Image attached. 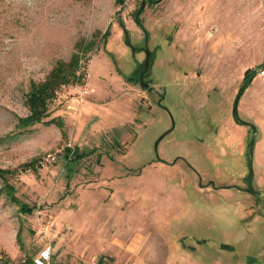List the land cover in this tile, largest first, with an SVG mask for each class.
<instances>
[{
    "label": "rangeland",
    "instance_id": "obj_1",
    "mask_svg": "<svg viewBox=\"0 0 264 264\" xmlns=\"http://www.w3.org/2000/svg\"><path fill=\"white\" fill-rule=\"evenodd\" d=\"M89 42L84 80L19 130L32 82ZM263 64L264 0H0L2 259L264 264ZM255 69L236 108L253 137L232 112Z\"/></svg>",
    "mask_w": 264,
    "mask_h": 264
},
{
    "label": "trees",
    "instance_id": "obj_2",
    "mask_svg": "<svg viewBox=\"0 0 264 264\" xmlns=\"http://www.w3.org/2000/svg\"><path fill=\"white\" fill-rule=\"evenodd\" d=\"M108 36L109 29L104 32L101 37L105 45L107 43ZM94 48L95 43L89 42L83 47V52L81 51L77 52L76 54L74 53L68 62L63 60L57 61L56 65L44 81L32 82L26 99V105L29 109V114L25 117L18 118L19 130L28 129L36 124L44 123V120L49 116V101H51L56 96L59 88H61L62 85H66L68 83L82 82L84 80L85 73L81 72L80 75H78V72L80 71V61L82 57L86 56L88 53L94 50ZM262 66H264V64ZM253 73L254 70H249L245 73V84L250 80ZM133 78L136 80L135 77ZM69 154L70 152L66 153V155ZM9 193H12V190H10ZM18 200L19 199H16L15 201L20 204V207L24 212L27 213L34 210L33 207L27 203H22ZM1 255L2 253L0 252V260L2 261V264H10L9 261H4ZM103 259L104 257L99 259L97 264H101ZM25 263L36 264L32 257H29Z\"/></svg>",
    "mask_w": 264,
    "mask_h": 264
},
{
    "label": "flooded vegetation",
    "instance_id": "obj_3",
    "mask_svg": "<svg viewBox=\"0 0 264 264\" xmlns=\"http://www.w3.org/2000/svg\"><path fill=\"white\" fill-rule=\"evenodd\" d=\"M160 0H154V2H159ZM153 64V58L151 52L146 49L145 50V55L141 63L137 64V69H136V80L141 83V85L144 86L145 89L152 90L153 88L151 87L152 85V72H151V66ZM233 119L236 123L244 126L251 127L249 125L250 122L242 119L237 111L232 112ZM252 128V127H251ZM253 129V128H252ZM254 141V140H253ZM253 141L250 142V146H252Z\"/></svg>",
    "mask_w": 264,
    "mask_h": 264
},
{
    "label": "built area",
    "instance_id": "obj_4",
    "mask_svg": "<svg viewBox=\"0 0 264 264\" xmlns=\"http://www.w3.org/2000/svg\"><path fill=\"white\" fill-rule=\"evenodd\" d=\"M91 92V91H90ZM89 92V89H85L83 90V94H88L90 93ZM52 159H55V157H52ZM51 247L48 246V247H45L41 252L40 254L34 259V262L36 264H47L51 258V254H52V251H51Z\"/></svg>",
    "mask_w": 264,
    "mask_h": 264
},
{
    "label": "water",
    "instance_id": "obj_5",
    "mask_svg": "<svg viewBox=\"0 0 264 264\" xmlns=\"http://www.w3.org/2000/svg\"><path fill=\"white\" fill-rule=\"evenodd\" d=\"M261 67H263V66H261ZM257 71H258L257 69L254 70V73H253L252 77L250 78V80L243 86V88L240 90V92L236 95L235 102H234V105H233V113L235 112V110L237 108L238 100L240 99V97L242 96L244 91L247 89L249 83L251 82L252 78L254 77V75L256 74ZM249 125L253 128V137H254L255 134H256V126L253 123H249ZM252 191L254 192L253 189H252Z\"/></svg>",
    "mask_w": 264,
    "mask_h": 264
}]
</instances>
